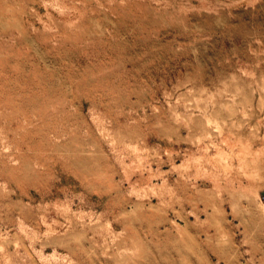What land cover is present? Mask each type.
<instances>
[{
	"label": "rangeland",
	"instance_id": "rangeland-1",
	"mask_svg": "<svg viewBox=\"0 0 264 264\" xmlns=\"http://www.w3.org/2000/svg\"><path fill=\"white\" fill-rule=\"evenodd\" d=\"M0 264H264V0H0Z\"/></svg>",
	"mask_w": 264,
	"mask_h": 264
}]
</instances>
